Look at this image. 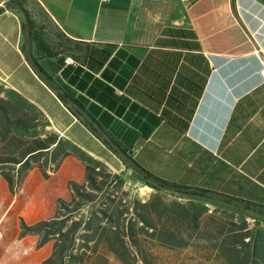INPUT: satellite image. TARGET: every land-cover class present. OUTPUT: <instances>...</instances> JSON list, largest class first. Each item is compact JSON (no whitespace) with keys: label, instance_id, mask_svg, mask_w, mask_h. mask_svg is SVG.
I'll return each instance as SVG.
<instances>
[{"label":"crops","instance_id":"0c3cea01","mask_svg":"<svg viewBox=\"0 0 264 264\" xmlns=\"http://www.w3.org/2000/svg\"><path fill=\"white\" fill-rule=\"evenodd\" d=\"M8 1L0 86L48 131L127 186L142 187L122 154L163 182L264 207V0H26L24 12ZM26 144L11 137L0 155ZM84 180L72 154L15 194L0 176V264H42L52 244L20 224L52 218Z\"/></svg>","mask_w":264,"mask_h":264},{"label":"trees","instance_id":"16d2710c","mask_svg":"<svg viewBox=\"0 0 264 264\" xmlns=\"http://www.w3.org/2000/svg\"><path fill=\"white\" fill-rule=\"evenodd\" d=\"M25 2L9 0L5 8L24 12ZM11 137L28 141L15 155H0V176L12 194L32 169L48 178L69 154L85 166L84 183H69L71 198L57 200L52 218L32 226L20 224L21 236H37L38 247L52 244L42 264H156L154 250H184L193 247L191 240H202L199 253L212 256L218 264H264L263 228H249L244 218L228 226L217 223L205 204L195 199L167 200L166 194L215 198L263 215L264 207L163 182L122 154L133 177L153 191L145 201L132 197L120 175L62 142L46 129L38 110L0 86V144Z\"/></svg>","mask_w":264,"mask_h":264},{"label":"rangeland","instance_id":"374dc122","mask_svg":"<svg viewBox=\"0 0 264 264\" xmlns=\"http://www.w3.org/2000/svg\"><path fill=\"white\" fill-rule=\"evenodd\" d=\"M125 189L129 192L130 196L139 200H147L153 191H148L139 186H127ZM167 200L177 199L181 202H186L189 199H195L198 202L205 204L208 208V215L213 216L217 223L229 225L230 222H239L244 218L249 228L261 227L264 228V215L258 214L252 210H246L241 205H234L226 201L218 200L215 198H196L192 196L166 194ZM193 247L184 250H165L156 249L153 251L154 261L156 264H218L213 261L210 255L202 256L199 251L200 245L203 246V241L190 242ZM195 246V247H194ZM210 258V259H209ZM214 262V263H213Z\"/></svg>","mask_w":264,"mask_h":264},{"label":"built area","instance_id":"2783aa9c","mask_svg":"<svg viewBox=\"0 0 264 264\" xmlns=\"http://www.w3.org/2000/svg\"><path fill=\"white\" fill-rule=\"evenodd\" d=\"M104 1H109V0H104ZM258 59L261 65L260 75H261L262 83H264V57L259 56ZM63 63H64V66H75L76 65L75 61L69 56L64 58Z\"/></svg>","mask_w":264,"mask_h":264}]
</instances>
